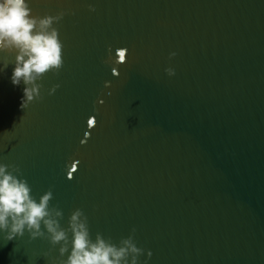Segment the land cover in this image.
<instances>
[{
	"label": "water",
	"instance_id": "obj_1",
	"mask_svg": "<svg viewBox=\"0 0 264 264\" xmlns=\"http://www.w3.org/2000/svg\"><path fill=\"white\" fill-rule=\"evenodd\" d=\"M27 2L64 13L63 64L20 109L0 54V163L34 198L51 189L62 228L79 208L92 239L132 236L152 253L137 264H264V0ZM58 248L0 240V264H59Z\"/></svg>",
	"mask_w": 264,
	"mask_h": 264
},
{
	"label": "clouds",
	"instance_id": "obj_2",
	"mask_svg": "<svg viewBox=\"0 0 264 264\" xmlns=\"http://www.w3.org/2000/svg\"><path fill=\"white\" fill-rule=\"evenodd\" d=\"M89 11L94 9L89 6ZM63 15L60 12L54 16L39 17L31 14L27 0H0V54H14L9 81L14 88L21 87L20 109L41 98L39 81L47 73L54 74L63 64L62 43L57 29L53 27ZM172 56L175 52L169 53V57ZM123 59L120 56V62ZM8 67V60L0 56V74ZM164 71L169 77L175 74L170 67ZM112 74L117 75L115 69ZM104 86L108 87V84ZM56 87L58 85L50 88L48 94ZM84 142L80 141L81 144ZM51 198V189L39 199L34 198L20 169L0 163V240L12 241L26 233L29 240L45 237L50 245H59V256L64 257L67 253L66 259L59 264H137V257L142 252L146 258L152 255L151 251L138 248L132 236L122 239L119 246L99 233L92 239L87 218L79 208L71 212L67 228H62L57 219L62 212L50 208ZM131 231L135 232V229Z\"/></svg>",
	"mask_w": 264,
	"mask_h": 264
},
{
	"label": "snow or ice",
	"instance_id": "obj_3",
	"mask_svg": "<svg viewBox=\"0 0 264 264\" xmlns=\"http://www.w3.org/2000/svg\"><path fill=\"white\" fill-rule=\"evenodd\" d=\"M119 55L124 58L125 54H124V52H121V53H119ZM87 124H88L89 127H92L93 124H94V121L92 119L91 120L89 119V120H87ZM75 170H76V165H72V170L70 172L69 178H71V174Z\"/></svg>",
	"mask_w": 264,
	"mask_h": 264
}]
</instances>
